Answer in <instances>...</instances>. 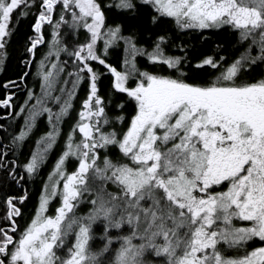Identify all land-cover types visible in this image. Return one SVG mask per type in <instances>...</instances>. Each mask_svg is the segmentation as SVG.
Returning <instances> with one entry per match:
<instances>
[{"label":"snow or ice","instance_id":"obj_1","mask_svg":"<svg viewBox=\"0 0 264 264\" xmlns=\"http://www.w3.org/2000/svg\"><path fill=\"white\" fill-rule=\"evenodd\" d=\"M12 50L0 264H264V0H0V71Z\"/></svg>","mask_w":264,"mask_h":264},{"label":"trees","instance_id":"obj_2","mask_svg":"<svg viewBox=\"0 0 264 264\" xmlns=\"http://www.w3.org/2000/svg\"><path fill=\"white\" fill-rule=\"evenodd\" d=\"M33 22V18L29 17L27 19H24L21 21L18 29V39L16 40V43L13 46V49H20L22 51V45L24 38L26 34H28L30 29V24ZM191 42L195 43L196 41L191 40V38H188ZM208 47H212L211 41L209 42ZM13 54L8 60L6 66L4 67L3 71H0V98H3L7 91H12L16 93V95L13 97L14 103L16 105V109L18 111L19 105L23 103L25 97H26V89H25V81H20L18 77L22 74L23 71H27L20 59V52L12 50ZM40 51H44L43 46H41ZM37 59H39V54L37 56ZM32 71H35V65H33ZM7 80H15L19 87H12L11 89L6 90L3 85L4 82ZM27 85L31 87L33 85V77L30 75L25 78ZM36 90L38 91V86L36 87ZM81 96L84 95V88L82 86V90L80 93ZM79 106V101H77V107ZM6 109L0 107V124H6L11 122L8 119L3 118L4 113ZM7 111H12V109H8ZM73 116H75V113H73ZM23 123L22 118H18L14 125L13 129L18 132L20 125ZM71 123V121H69ZM65 131L68 129V124L66 123L64 126ZM47 130V125L44 119L42 118L39 122V128L38 130H34L36 135L28 140L26 142V146L22 149V151L25 153V155L29 154V149L33 148L35 146V139L38 138L39 135L43 134L44 131ZM60 147L57 146L52 150V152L49 153L48 159L45 161V164L40 169L39 176L35 177L34 180L27 181L24 185V188L28 191V199L25 201L24 205H22L23 211L25 213V217H28L32 214L34 208L38 204L39 194L42 191L43 188V181L47 180L48 173L52 170L54 167L55 161L58 158V155L60 154ZM73 164L69 163L68 167L69 170H72ZM21 190V194H22ZM56 206V201L54 200L52 204L50 205V208L53 210V208Z\"/></svg>","mask_w":264,"mask_h":264},{"label":"rangeland","instance_id":"obj_3","mask_svg":"<svg viewBox=\"0 0 264 264\" xmlns=\"http://www.w3.org/2000/svg\"><path fill=\"white\" fill-rule=\"evenodd\" d=\"M56 201V206L58 205V199L57 200H55ZM55 208V207H54ZM54 208H53V210H54Z\"/></svg>","mask_w":264,"mask_h":264}]
</instances>
